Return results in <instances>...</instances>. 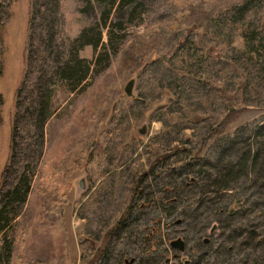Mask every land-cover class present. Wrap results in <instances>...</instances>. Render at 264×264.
Wrapping results in <instances>:
<instances>
[{"label":"rangeland","instance_id":"obj_1","mask_svg":"<svg viewBox=\"0 0 264 264\" xmlns=\"http://www.w3.org/2000/svg\"><path fill=\"white\" fill-rule=\"evenodd\" d=\"M62 6L61 39L41 48L30 39L33 0H0V264H31L43 257L42 247L49 250L46 264H118L124 257L139 264H264V92L252 95L240 82L251 67L244 33L264 0H62ZM195 8L214 11L198 40L217 44L225 31L228 47L207 52L194 35L172 30ZM259 43L253 55L264 62ZM130 44L149 65L117 77L121 94L110 97L101 122L87 126ZM174 57L194 61L186 98L180 96L186 82L167 67ZM62 59L75 67L72 74L64 73ZM29 68L35 81L19 93ZM132 79L130 96L125 87ZM155 82L172 112L200 117L195 128L166 136L153 117L161 103L135 119L153 92L146 83ZM26 100L38 105L27 110ZM129 126L137 150L120 158L122 128ZM66 160L70 178L55 204L56 186L47 196L44 177ZM116 168L134 185L126 208L113 199ZM178 237L186 242L183 253L171 247Z\"/></svg>","mask_w":264,"mask_h":264},{"label":"trees","instance_id":"obj_2","mask_svg":"<svg viewBox=\"0 0 264 264\" xmlns=\"http://www.w3.org/2000/svg\"><path fill=\"white\" fill-rule=\"evenodd\" d=\"M218 4V3H217ZM216 6V5H214ZM264 8V7H263ZM32 17L30 20V39L31 41L37 42V44L42 48H51L54 41H56L58 38L61 39V36L63 34L62 31H64V24L61 21L62 12H63V6H62V0H33V8H32ZM214 11H208L205 12L204 9L201 8H195L192 10H189V12L185 15L186 17L173 26L172 30L179 29L178 31H181L184 34V38L188 35H194L195 40L198 41L199 45L202 46L204 50H207V52H214L213 49L217 48L218 44L224 45L228 47L231 43L232 37L229 35H226V32L223 31L221 33V40L219 43L215 44L213 42H210L207 37L206 39L198 40L199 34L203 33L205 30V23H209V19L211 18V14ZM256 14H253L255 16ZM256 19H253L249 22L252 24L251 31H246L244 33V36L246 37L247 41V51L245 52L248 56L251 55V67L249 69L243 70L240 77V82L243 85L244 89L247 88V91L252 92V95H257L262 92H264V62H259L254 58V51L257 47H254L253 44L257 42V39H259V44L261 47L264 46V11L260 12V15L255 16ZM226 27H224L225 29ZM204 34V33H203ZM202 34V35H203ZM226 35V36H225ZM262 36V39L260 37ZM146 37V34L143 35ZM34 37V38H33ZM137 37H140V34L137 35ZM180 38V37H178ZM183 38V39H184ZM1 41V38H0ZM147 44L152 45L151 41H145ZM31 45V43H29ZM258 46V45H256ZM31 47L28 49L29 57L31 55ZM152 49H154V46L152 45ZM139 51L136 48L135 45H129V47L125 50L120 64L117 68V72L113 73L112 77L107 76L105 79V85L103 89L99 92L93 107L90 109V113L87 116V126L91 122H101L107 112V102L110 99L111 96L120 93L118 86V80L117 77L119 76H125L129 72H138L142 73L144 68L147 67L145 54L141 57H139ZM218 54V53H216ZM175 56V55H174ZM165 57V55L163 56ZM163 57H160L163 59ZM139 60V61H138ZM60 65L64 68V73H73V70L75 69L74 66H71L66 63L62 59L59 61ZM231 65V64H230ZM168 69H170L174 76H176L177 80L181 79L182 82H186L185 85H183V91L180 92V96L182 98L187 97V93L191 92L192 86L189 84V79L191 75L194 73V61L192 58L189 59L187 64H185L179 57H174L171 64H167ZM76 68H79V72H82V75L87 74V70L83 65H78ZM62 69V70H63ZM1 70V69H0ZM57 72V71H55ZM49 72H47V75ZM111 75V74H110ZM195 76V75H193ZM240 76V74H239ZM43 77V76H42ZM40 77V78H42ZM36 76H34V72L31 68L27 70V73L25 75V79L23 81L22 87L19 90V93L25 89H29L31 86L32 81H35ZM39 78V77H37ZM187 80V81H186ZM226 84L227 81L223 82V84ZM147 84V92L153 88V92L149 98V94L146 95L147 97V104L146 105H140L142 106L139 111H137L138 115L133 114L135 116V119H137L140 114H142V111L146 109L148 106H152L154 104H159L160 106L156 108L155 114L153 117L155 119H160L161 122H163L164 125V133L166 136H173L170 137L172 140L177 137V135L186 128L185 126L188 125V127L195 128V123H198L200 121V117L198 115H193L192 118H189L185 120L183 117H181L180 114H178V111L172 112L170 108L167 106V104L162 103L159 100L160 94L159 91L163 87V84H160L158 82H155L153 85ZM224 84V85H225ZM42 85V83H41ZM41 85L38 86V88H41ZM162 86V87H161ZM251 88V91L248 90V88ZM220 89V88H219ZM253 89V91H252ZM28 92V91H27ZM244 92V91H242ZM249 94V93H248ZM133 96V95H132ZM31 97H33L31 95ZM149 98V101H148ZM27 101V100H26ZM145 100L143 99V102ZM44 102V99H41V104ZM142 102V103H143ZM36 102H26V108L29 110L30 108H33ZM39 104V106L41 105ZM38 105V104H36ZM127 112V110H126ZM160 113V117H156L158 113ZM193 112V111H192ZM191 112L186 111L184 114L188 116ZM37 114V113H35ZM183 118V119H182ZM131 126L122 128L123 131H125L126 136V142L122 145V143L118 146L120 150V158L126 155L127 150H130V153H134L135 150H137V143L134 141L133 136L130 137L131 134ZM200 131L198 130L199 134ZM175 135V136H174ZM15 142L14 138V130L11 134V149L13 147V143ZM68 161H63L62 164L56 168H54L52 171H47L46 176L44 177L45 182V194L51 192L53 190V186H56V189H54L53 201L55 204H57L58 198L62 197L61 194L63 192L64 185H68V179L70 176H68V172L70 171V168H68ZM67 168V169H66ZM121 168V166H120ZM104 177V176H103ZM115 186L113 188V195H115V202H117L120 206V208H126V199L130 193V191L134 190V185L132 182L127 181L124 172L122 169L117 170L115 173ZM50 186V187H49ZM49 187V188H48ZM64 195V194H63ZM92 193L90 194V196ZM112 195V196H113ZM89 196V197H90ZM88 197V198H89ZM7 223V222H6ZM5 226V224H4ZM52 246V244H51ZM41 253H43V257L41 259H36L31 261V264H46L49 260V250L47 248H41Z\"/></svg>","mask_w":264,"mask_h":264},{"label":"flooded vegetation","instance_id":"obj_3","mask_svg":"<svg viewBox=\"0 0 264 264\" xmlns=\"http://www.w3.org/2000/svg\"><path fill=\"white\" fill-rule=\"evenodd\" d=\"M173 240H175V239H173ZM173 240H172V241H173ZM172 241H171V247L174 248V247L172 246ZM174 249H175V250H178V251L181 252V253L185 252V250H186V242H185V248H184V250H179V249H177V248H174ZM174 258H175L176 260H181V261H182V259H183V258L181 257V255L178 254V253H175V254H174ZM132 259H133V260H132ZM98 261H100L101 264H111V263H103V262H102V259H99ZM167 262H169V259H167ZM118 264H139V263H138V261H137V259H136L135 257H131V258L124 257V258L122 259V261L119 260ZM140 264H143V263H140ZM183 264H191V260H190V259H186V260L183 262Z\"/></svg>","mask_w":264,"mask_h":264},{"label":"water","instance_id":"obj_4","mask_svg":"<svg viewBox=\"0 0 264 264\" xmlns=\"http://www.w3.org/2000/svg\"><path fill=\"white\" fill-rule=\"evenodd\" d=\"M134 82H135L134 79L130 80L129 83L127 84V86L125 87V92L128 95H130V96L133 95L132 90H133V87H134ZM178 222H180V221H178ZM215 228L216 227H213L212 232L214 231ZM172 246L174 248L179 249V250H184V248H185V240L182 237H178V238H176L175 240L172 241Z\"/></svg>","mask_w":264,"mask_h":264}]
</instances>
